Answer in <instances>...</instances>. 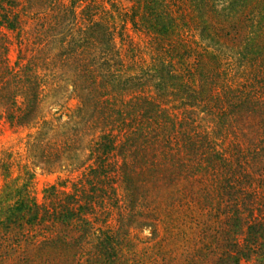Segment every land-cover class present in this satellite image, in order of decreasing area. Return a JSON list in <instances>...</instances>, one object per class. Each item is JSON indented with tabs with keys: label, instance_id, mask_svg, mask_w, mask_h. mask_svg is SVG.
Wrapping results in <instances>:
<instances>
[{
	"label": "trees",
	"instance_id": "trees-1",
	"mask_svg": "<svg viewBox=\"0 0 264 264\" xmlns=\"http://www.w3.org/2000/svg\"><path fill=\"white\" fill-rule=\"evenodd\" d=\"M130 1L129 22L153 56L131 77L118 66L115 89L89 71L99 133L70 192L49 186L38 203L28 182L4 176L0 264H264V0ZM20 9L21 0H0L9 124L15 83L27 85L18 122L41 93L40 79L6 58ZM85 32L87 48L110 53L106 24ZM145 229L158 252L142 260L131 230ZM163 243L180 244L181 258L158 260Z\"/></svg>",
	"mask_w": 264,
	"mask_h": 264
},
{
	"label": "rangeland",
	"instance_id": "rangeland-1",
	"mask_svg": "<svg viewBox=\"0 0 264 264\" xmlns=\"http://www.w3.org/2000/svg\"><path fill=\"white\" fill-rule=\"evenodd\" d=\"M131 6L130 0H21L23 28L18 36L6 33V58L10 68L24 79L23 72L36 75L41 93L37 102L30 101L28 117L22 122L17 121L22 113L16 109L23 108L21 94L27 85L17 82L12 88L17 106L12 108L13 124L5 119L6 107L0 106V191L8 174L19 184L28 182L32 196L42 203L43 192L49 186H61L60 190L70 192L72 185L83 179L91 167L90 151L99 133L92 118L98 85H91L89 71L97 81L106 75L113 84L110 89H115L116 70H121L118 66H123V74L128 69L125 75L131 77L134 64H147L153 56L149 37L129 22ZM87 7L90 9L86 15L83 10ZM91 23L107 25L109 54L105 55L103 44L86 47L85 28ZM21 39L27 45L19 54ZM110 224L114 228L113 220ZM131 235L134 250L139 251L142 260L152 258L150 251L158 252L148 240V229L131 230ZM179 245L169 247L163 243L157 259L179 260Z\"/></svg>",
	"mask_w": 264,
	"mask_h": 264
}]
</instances>
